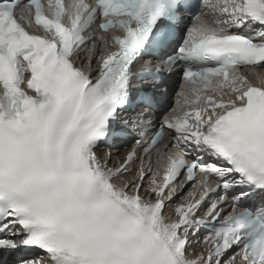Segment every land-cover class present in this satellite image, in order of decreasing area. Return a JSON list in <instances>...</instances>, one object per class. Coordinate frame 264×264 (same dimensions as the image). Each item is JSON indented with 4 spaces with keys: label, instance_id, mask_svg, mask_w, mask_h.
Segmentation results:
<instances>
[{
    "label": "snow or ice",
    "instance_id": "6c2138e0",
    "mask_svg": "<svg viewBox=\"0 0 264 264\" xmlns=\"http://www.w3.org/2000/svg\"><path fill=\"white\" fill-rule=\"evenodd\" d=\"M46 3L0 0V250L40 252L18 264H264V86L241 72L264 67V0ZM18 7L27 15L18 17ZM185 17L193 23L181 34ZM33 21L45 35L26 29ZM89 42L95 79L74 60ZM158 54L161 65L133 70ZM165 70L192 95L182 87L177 109L144 141L149 113H120L152 109L153 96L140 89ZM166 137L178 158L162 157V173L146 171L142 157L133 168L141 148L147 155ZM129 139L117 164L98 155L100 145ZM181 175V193L186 184L194 191L166 216ZM254 195L258 206L223 215L230 200L235 209ZM201 231L206 252L197 254L190 238Z\"/></svg>",
    "mask_w": 264,
    "mask_h": 264
},
{
    "label": "bare ground",
    "instance_id": "6f19581e",
    "mask_svg": "<svg viewBox=\"0 0 264 264\" xmlns=\"http://www.w3.org/2000/svg\"><path fill=\"white\" fill-rule=\"evenodd\" d=\"M185 109H186V107H185ZM191 248L194 250V246L193 245H191Z\"/></svg>",
    "mask_w": 264,
    "mask_h": 264
}]
</instances>
